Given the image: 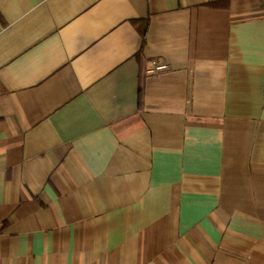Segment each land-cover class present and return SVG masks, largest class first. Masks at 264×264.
Returning <instances> with one entry per match:
<instances>
[{"label": "crops", "instance_id": "1", "mask_svg": "<svg viewBox=\"0 0 264 264\" xmlns=\"http://www.w3.org/2000/svg\"><path fill=\"white\" fill-rule=\"evenodd\" d=\"M0 264H264V0H0Z\"/></svg>", "mask_w": 264, "mask_h": 264}, {"label": "built area", "instance_id": "2", "mask_svg": "<svg viewBox=\"0 0 264 264\" xmlns=\"http://www.w3.org/2000/svg\"><path fill=\"white\" fill-rule=\"evenodd\" d=\"M170 69V65L167 62H161L157 59H152L150 61V65L147 68V72L149 73H161L168 71Z\"/></svg>", "mask_w": 264, "mask_h": 264}, {"label": "trees", "instance_id": "3", "mask_svg": "<svg viewBox=\"0 0 264 264\" xmlns=\"http://www.w3.org/2000/svg\"><path fill=\"white\" fill-rule=\"evenodd\" d=\"M141 30V33H142V36H143V39L146 37V33H147V30H148V21H144V23L140 26L139 28Z\"/></svg>", "mask_w": 264, "mask_h": 264}]
</instances>
